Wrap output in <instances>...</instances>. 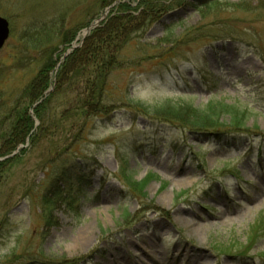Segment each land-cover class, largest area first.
<instances>
[{
    "label": "rangeland",
    "instance_id": "1",
    "mask_svg": "<svg viewBox=\"0 0 264 264\" xmlns=\"http://www.w3.org/2000/svg\"><path fill=\"white\" fill-rule=\"evenodd\" d=\"M99 1L0 0L10 25L0 49L8 94L42 64L16 63L31 22L61 20L57 67L120 3L132 6L119 14L128 25L120 35L133 39L121 51L131 66L114 74L107 114L70 149L69 139L60 143L55 153L68 150L60 160L41 169L43 147L33 151L29 139L6 156L30 150L0 173V264H264V0H147L155 6L150 24L142 0ZM50 76L45 96L55 87ZM180 100L192 102L191 114L230 104L244 123L230 125L222 111L221 124L196 128L156 113ZM63 101L51 105L56 118ZM28 102L0 119V145L19 116L32 115L35 130L41 124Z\"/></svg>",
    "mask_w": 264,
    "mask_h": 264
},
{
    "label": "trees",
    "instance_id": "2",
    "mask_svg": "<svg viewBox=\"0 0 264 264\" xmlns=\"http://www.w3.org/2000/svg\"><path fill=\"white\" fill-rule=\"evenodd\" d=\"M115 1L101 0L99 3L101 8H104L111 6ZM139 5L143 7L141 13L143 21L150 24L154 20L155 11L152 10V7H155L154 3L142 0ZM115 7L118 8V14L116 13L108 22H102L92 29L79 47L63 57L58 67L56 65L59 59L55 58V53L59 47H52V45H54V38L63 31L61 20L55 18L49 21L31 22L28 25L24 36L26 48L22 56H16V63L26 65L42 61V64L32 81L17 92L8 94L0 83V119L3 121L6 116L9 117L16 110L19 102L27 100L29 101L27 104L34 105V113L40 119L41 124L35 130V121L28 113L17 118L18 125L10 137L3 139L0 145V173L9 163L29 153L30 150L24 147L20 154L6 157L20 144H25L27 139L33 151L38 149L39 145L43 147L39 167L45 169L52 162L60 160L61 156L68 151L67 149L80 141L85 131L94 123L95 117L103 118V114H107L104 103L112 97L110 85L115 83L114 74L125 72L131 66L130 62L123 58L121 51L124 50L123 46L125 47L133 40L127 31L120 35L122 28L125 29L128 25L119 21L121 12L132 9L131 3H120ZM143 25L144 23L142 27ZM135 30L139 31L140 28ZM75 37L76 34H73L71 38H66L64 43H68L71 47V42ZM51 71H55V87L45 96L52 83ZM116 87L119 88V86ZM60 96H64L63 107L60 109V116L56 118V113H51V105L55 104L54 101ZM165 105L156 113L163 117L168 116L172 122L192 121V126L196 128L207 123L214 124L216 120H219L222 111L229 114L230 125L241 126L244 123L243 116L235 113L232 105L226 103H218V108L213 107L208 113L197 112L198 114H191L190 111L193 109L191 101L180 100L172 105ZM126 107L133 114L142 112L137 106L128 105ZM72 117L75 118L72 120V130L76 132L67 138L64 134L65 123ZM46 118L49 120L47 124L45 123ZM218 122L220 123V120ZM49 126L51 130L60 129L62 135L59 140L54 139L57 138L53 137L55 131L49 132ZM68 139L67 149L63 147L59 153H55L59 149V144Z\"/></svg>",
    "mask_w": 264,
    "mask_h": 264
},
{
    "label": "water",
    "instance_id": "3",
    "mask_svg": "<svg viewBox=\"0 0 264 264\" xmlns=\"http://www.w3.org/2000/svg\"><path fill=\"white\" fill-rule=\"evenodd\" d=\"M102 18H99L98 20H96L94 23H92L89 27H87L85 29L86 33L84 35V38L89 34V32L91 31L92 28L96 27L97 24L100 22ZM10 37V25L9 22L6 18L0 16V49H2L4 47V45L6 44L7 40ZM77 45H74L71 47L70 51L76 47ZM69 51V52H70Z\"/></svg>",
    "mask_w": 264,
    "mask_h": 264
},
{
    "label": "bare ground",
    "instance_id": "4",
    "mask_svg": "<svg viewBox=\"0 0 264 264\" xmlns=\"http://www.w3.org/2000/svg\"><path fill=\"white\" fill-rule=\"evenodd\" d=\"M85 33H86V31L84 30V32H83V36L85 35ZM85 38H86V37H85ZM85 38L83 37V39H82L80 42H83V40H84ZM78 44H79V42H78L77 44H75V45L79 46ZM77 46H76V47H77ZM76 47H74L71 51H73ZM71 51H70V52H71ZM149 249H150V248H146V252H145V253H147V252L149 251ZM185 256H187L188 259H189L190 261H193V260L195 259V255H194V254L191 255L189 252H186V253H185Z\"/></svg>",
    "mask_w": 264,
    "mask_h": 264
}]
</instances>
